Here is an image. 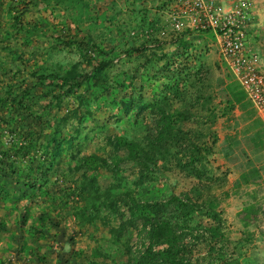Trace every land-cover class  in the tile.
Segmentation results:
<instances>
[{"label":"rangeland","instance_id":"rangeland-1","mask_svg":"<svg viewBox=\"0 0 264 264\" xmlns=\"http://www.w3.org/2000/svg\"><path fill=\"white\" fill-rule=\"evenodd\" d=\"M237 1L224 3L230 7ZM247 1L252 7L253 1ZM163 5L162 0H38L20 14L39 28L28 44L13 34L2 42L11 21L5 14L0 17V83H14L16 91L25 88L19 79L27 72L19 74L16 67L22 61H35L25 64L28 71L34 63L59 73L89 71L90 64L73 44L66 46L68 41L90 39L102 51L96 58L111 60L97 85L82 84L64 98L60 109L42 118L55 119L42 129L55 131L62 144L59 158L49 166L13 154L18 144L9 140L19 125L12 110L6 115L12 121L6 118L0 125V151L6 152L0 158V264L125 262L146 246L141 216L150 214L141 208L131 213L125 197L140 206L163 203L160 215L168 218V198L181 193L199 208L175 221L191 229L183 240V257L190 264H264V179L235 184L238 174L218 145L230 131L234 113L247 109L243 94L219 60L214 40L171 32L158 11ZM76 95L87 97L83 106L90 112L80 125L76 115L70 116ZM157 109L173 115L170 135L177 143L155 153L148 172L114 147V137L145 147L143 139L155 127ZM88 154L104 159L106 168L81 175L73 157ZM90 176L95 196L84 189ZM106 197L116 203V212L103 207ZM93 201L99 208L90 221L87 205ZM245 207L257 213L244 219ZM213 226L223 239L210 238L206 229Z\"/></svg>","mask_w":264,"mask_h":264},{"label":"trees","instance_id":"trees-1","mask_svg":"<svg viewBox=\"0 0 264 264\" xmlns=\"http://www.w3.org/2000/svg\"><path fill=\"white\" fill-rule=\"evenodd\" d=\"M35 1L38 0H0V17L5 14L7 19L11 21L10 29L8 31L4 30L2 33V42L11 38V34H13L15 39H23L24 44H28L32 37L38 36L39 28L24 22L20 16L21 11ZM12 11L15 13L14 16L11 15ZM72 44L79 51L81 57L85 58L87 63L90 64L91 69L89 71L75 72L74 69H70L59 73L51 67L37 66L35 63L31 71H28L26 70L27 66L25 64L27 62L28 64H32L35 61H22L16 67L19 74L27 72L26 77L23 76L19 79L25 88L20 87L16 91L13 88L14 83H0V125L8 122L6 118L9 119L10 117L6 115L10 110L17 115L16 123L19 125L18 134H15L12 130L11 133L13 135L9 143L13 144V146L18 144V147L14 148L13 154L17 156L20 153V157H24L30 164L34 160H39L38 163L49 166L60 156L62 144L60 141H56L57 133L55 131L46 133L42 129L43 125L51 126L55 122V119L46 122L41 121L45 114L51 112L53 108L60 109L61 102L64 101V98L74 95L75 90L82 84L92 82L94 85H97L101 73L111 63L110 59L96 58L97 53L101 54L102 51L90 39L81 37L73 41H68L66 46ZM28 77L31 78V81L25 82ZM23 93L24 99L21 97ZM37 94H41V99L37 98ZM76 100V106L70 110V116L76 115V122L80 125L82 119L90 116V112L83 106L87 97L82 98L76 95ZM5 101H8V103ZM20 109H22L21 113ZM172 116V114L169 115L161 109H157V120L154 122L155 127L143 139L145 141V147L139 141H127L120 137H114V147L123 149L127 153L128 159L140 164L145 171L149 172L151 170L149 164L153 166L155 157L157 156L155 153H159L162 149L168 150V147H174V143H177L174 139V134L172 136L170 135L172 133L171 129L173 128L171 126ZM9 121H12V119H9ZM61 122H64V119H61ZM57 125L58 121L54 126L56 127ZM76 132L78 133L77 130ZM172 141L173 145H170ZM71 145V141H69L68 146L71 147ZM5 155L6 152L0 151V158ZM73 159L74 161L72 162L77 164L75 170H82L81 175L84 176L88 172L106 168V161L95 154H88L77 159L73 157ZM111 164L115 166V161H112ZM38 168L41 169V165ZM249 176L253 177V173H249ZM242 180L245 181V177L242 176ZM93 185L92 177H87L84 189H89L90 192H96ZM1 191L2 189H0V193ZM92 194L95 196V193ZM129 200L132 206L129 208L131 213L133 209L137 210L140 208L150 212V214L143 213L141 216V231L143 232V240L146 242V246L138 255L127 259L125 262L116 264H190L189 259L183 257V240L186 237L189 238L190 235L188 234L191 229L182 228L175 221L177 217H187L197 212L199 208L195 203L190 202L188 197L183 193L180 195H172L167 200L168 218H165L160 215V210L164 207L163 203H145L140 206L133 199L125 197L126 202H129ZM102 202L103 207L109 212L117 211L118 207L111 198L106 197ZM94 203L95 201L87 205L90 209L88 214L90 221L94 220L98 213L99 207ZM211 206L209 202L208 207L211 208ZM256 210L252 207H245L242 211L243 218L246 219L256 214ZM183 230H186V233H182ZM206 232L210 238H216L218 236L220 239H223L222 235L217 233V228L214 226L207 228Z\"/></svg>","mask_w":264,"mask_h":264},{"label":"built area","instance_id":"built-area-1","mask_svg":"<svg viewBox=\"0 0 264 264\" xmlns=\"http://www.w3.org/2000/svg\"><path fill=\"white\" fill-rule=\"evenodd\" d=\"M162 1L158 11L169 21L171 32L203 34L214 40L219 60L264 126V76L247 31L251 4L247 0L230 7L224 0Z\"/></svg>","mask_w":264,"mask_h":264},{"label":"crops","instance_id":"crops-1","mask_svg":"<svg viewBox=\"0 0 264 264\" xmlns=\"http://www.w3.org/2000/svg\"><path fill=\"white\" fill-rule=\"evenodd\" d=\"M252 1L247 24L249 45L258 51L264 76V0ZM244 102L247 109L239 108L234 113L230 131L221 137L218 145L226 163L238 174L234 183H240L243 176L245 185H254L259 178L264 179V126L245 97ZM251 172L253 177L249 176Z\"/></svg>","mask_w":264,"mask_h":264}]
</instances>
